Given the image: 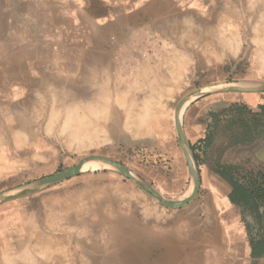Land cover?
Listing matches in <instances>:
<instances>
[{"label":"crops","instance_id":"0c3cea01","mask_svg":"<svg viewBox=\"0 0 264 264\" xmlns=\"http://www.w3.org/2000/svg\"><path fill=\"white\" fill-rule=\"evenodd\" d=\"M263 4V0H0L3 173L28 176L32 172L26 169L35 166L48 171L59 163L61 142L67 150L89 147V141L80 146L69 143L68 131L61 132L70 112L74 115L69 117L85 118L89 129L107 131L109 120L125 116L118 101L122 94L165 102L166 95L183 92L189 82L198 81L201 87L222 82L226 64L241 52L246 24L259 18ZM145 54L151 58H143ZM146 64L151 65L149 70ZM235 104L244 108L246 123L252 112H261L264 98L213 93L190 101L182 110L181 127L200 180L197 195L186 205L159 206L121 175H78L68 180L67 189L55 186L0 204V264L264 260L252 253L257 242L249 234L250 199L231 185L243 182L244 169L258 166L252 153L261 148L259 140L233 141L226 130L232 118L228 108ZM68 106L75 108L70 111ZM173 130H163L169 139L157 155L156 170H151L158 189L177 199L187 190L188 171Z\"/></svg>","mask_w":264,"mask_h":264},{"label":"rangeland","instance_id":"374dc122","mask_svg":"<svg viewBox=\"0 0 264 264\" xmlns=\"http://www.w3.org/2000/svg\"><path fill=\"white\" fill-rule=\"evenodd\" d=\"M249 25H253V22L251 23L249 22L248 25L246 24L247 36L241 40L242 41L241 52L235 57L231 58L226 64L225 71H224V74H225L224 80L222 82H217V83L212 82L211 84L209 83L207 86L228 85V84H234V85H239V86H252V85H256V84L264 82V58L262 59L261 54H260L261 49H259V48H262L264 50V44L261 42L262 40L260 39V37L258 38L256 36L258 35V32L253 31L252 26L250 28ZM194 82L195 84L193 85ZM198 83H199L198 81L189 82V85L187 86V88L183 89V92L178 93V94L170 93V95H166L167 97L165 98H168L169 101L152 102L150 114L148 116V119L146 120L147 122H145L143 125L144 128L142 129H136L134 125V120L130 117H127L126 112L128 109L131 108L132 104H128V103H126L125 105L123 104V108L125 110L123 112L125 113L124 114L125 116L123 118L124 120H115V119L109 120L107 131H105V129H102L101 130L102 133L101 132L100 134L98 133L99 137L98 138L95 137L93 142L88 148L83 149V150H67L63 147V143L61 142L59 163L57 166L49 168L48 171H45V170L41 171L40 168H38V166H35L29 169H26V171L33 173V174L30 173L28 176L25 173H21V174L5 173L4 174L3 172L5 171V167H3L2 165L4 162L3 157H2L3 152L0 151V193L13 191L16 188L27 185L43 177H46L50 174H53L60 169L69 167L75 164L80 158H82L85 155L100 154V155L107 156L115 161L122 163L131 172L137 175L143 182L151 186L161 196L167 199H172V198H168L167 197L168 195L163 194V191H160V189H158L153 173H152L153 171L151 169L153 168L156 170L155 167L157 166L155 165L157 164L155 163L159 164V161H158L159 158H157V155L161 153V150L165 145L164 144L165 140L169 139V135L167 134L162 135L164 129L168 131L170 128L174 129L173 132L175 134V139H176L178 147L180 148L178 144V138H177V134L175 130V125H174L173 115L175 111V106L183 97L201 88V86ZM142 88L143 90H141V93H143L146 87L142 86ZM228 92H233V94H237V95L249 94V93L261 94V97L264 98V91L263 92L228 91ZM140 96L141 97L139 98L144 99L142 97V94H140ZM145 98L147 97L145 96ZM0 115L2 116L1 113ZM1 122H3L2 117H0V123ZM131 122H133V124ZM147 124L148 126H150V128L146 126ZM228 128H229V125L226 127V130L231 133L233 141L243 142L246 144L253 143L255 136L264 134L263 126H252V127L247 126L248 131L245 134H242L244 131L241 128L240 129L234 128L233 130H228ZM157 131L159 132L161 131V135L156 134ZM100 139L102 140L104 139V140L102 141ZM259 141L258 143H260L261 148L258 152L255 151L252 153L253 156L257 155L255 156L257 160H255L254 158L253 161H256L258 166L264 169V158H263L264 137L259 139ZM157 169H161V168L159 167ZM169 169H171L170 166H168V170ZM78 175L107 176V175H121V174L111 167H102V168H95L93 170L88 169V168L82 169V172ZM124 178L128 179L126 177ZM68 180H71V179L68 178V179L62 180L60 182H57L53 185L47 186L45 188H42L36 192L30 193L27 195L1 201L0 204L11 201V200L23 198V197H29L37 193H40L42 191H45L47 189H51L52 187H55V186L61 187L62 185H64L65 188L67 189L66 184ZM130 181L133 184H135L136 188H138L141 192L149 196L134 181L132 180ZM87 182L88 181H86V183ZM187 185L188 186H187L186 192L190 188L189 173H188ZM199 189H200V186H199ZM185 193L183 194V196L185 195ZM150 198L151 200H154L152 197ZM154 201L156 202V200ZM156 204L159 206H162L158 204L157 202ZM167 208H172V207H167ZM256 209L257 208L255 206L251 207L250 214L252 216L253 223H252V230L249 231V234L251 233V238H253V240H256V242L260 240L264 242V223L262 222L263 218H262V214L261 215L255 214V212L257 211ZM259 227L261 228L258 229ZM261 258L263 259L264 255H262ZM252 264H264V260H261L260 262L259 260H253Z\"/></svg>","mask_w":264,"mask_h":264},{"label":"water","instance_id":"95a60500","mask_svg":"<svg viewBox=\"0 0 264 264\" xmlns=\"http://www.w3.org/2000/svg\"><path fill=\"white\" fill-rule=\"evenodd\" d=\"M228 91H236V92H263L264 91V82L252 85V86H239L234 84H228V85H211V86H205L201 87L197 90H195L193 93L183 97L175 106V112L176 117L179 114V110L188 100L186 105L203 95L207 94H213V93H222V92H228ZM185 105V106H186ZM184 106V107H185ZM181 117V116H180ZM180 120V119H179ZM178 125V120H177ZM177 138H178V144L180 146V149L185 157V161L187 163L188 173L190 176V185L193 180L194 182V190L193 193L181 200H169L163 196H161L159 193H157L151 186L143 182L137 175L134 174V176L131 174V172L125 165L122 163L115 161L107 156L100 155V154H89L87 156L82 157L78 162L75 164L60 169L57 172L50 174L46 177H43L37 181H34L32 183H29L27 185L21 186L19 188H16L13 191L0 193V202L5 201L11 198L27 195L33 192H36L42 188H45L47 186L53 185L57 182H60L62 180L77 176L82 172L81 170V164L85 161L89 160H96L100 162H107L111 164V168H114L116 171H118L122 176L129 178L133 180L138 186H140L150 197H152L156 202L162 206L165 207H178L182 205H186L189 201H191L198 193V189L200 186V180H199V174L198 170L196 168L193 156L190 152L189 145L186 142L182 127H181V120H180V127L175 126ZM188 149V150H187ZM264 158V155H263ZM131 172V173H130Z\"/></svg>","mask_w":264,"mask_h":264},{"label":"bare ground","instance_id":"6f19581e","mask_svg":"<svg viewBox=\"0 0 264 264\" xmlns=\"http://www.w3.org/2000/svg\"><path fill=\"white\" fill-rule=\"evenodd\" d=\"M263 3H264V0H263ZM259 11H260V14H259V18H257V20L256 21H254L253 22V25H251L252 26V28H253V31H255V32H258V35H256L258 38L260 37V39L262 40L261 42L264 44V4L262 5V6H260L259 7ZM177 12V11H176ZM167 14V13H166ZM186 16V15H185ZM161 18V17H160ZM182 19H183V17H182ZM188 19V18H187ZM195 20V19H194ZM163 21V20H162ZM180 21V20H179ZM197 22V21H196ZM191 23H192V20H191ZM194 23V22H193ZM128 24V23H127ZM151 26V25H150ZM194 26V25H193ZM176 28V27H175ZM197 28V27H196ZM192 29V28H191ZM164 30V29H163ZM191 32V31H190ZM194 32V31H193ZM200 32V31H199ZM232 33V32H231ZM146 34H148V33H146ZM191 34V33H190ZM196 34V33H195ZM194 34V35H195ZM233 34V33H232ZM142 36V35H141ZM157 36H159V35H157ZM196 36V35H195ZM234 36V35H233ZM187 37V36H186ZM171 38V37H170ZM215 38V37H214ZM111 39V38H110ZM174 40V39H173ZM179 40V39H178ZM181 40V39H180ZM192 40V39H191ZM185 41V40H184ZM162 44H163V42H162ZM172 44V43H171ZM235 44V43H234ZM169 45V44H168ZM117 46V45H116ZM166 46V45H165ZM235 46V45H234ZM175 48V47H174ZM99 49V48H98ZM155 49V48H154ZM157 49V48H156ZM168 49V48H167ZM234 49V48H233ZM259 49H261V57H262V59L264 58V50L262 49V48H259ZM132 50V49H131ZM112 51V50H111ZM158 51V50H157ZM126 52V51H125ZM156 52V51H155ZM169 52V51H168ZM167 52V53H168ZM173 52V51H172ZM178 53V52H177ZM165 55H166V53H164ZM98 55V54H97ZM120 55H121V53H120ZM119 55V56H120ZM125 55V54H124ZM126 55H127V53H126ZM129 55V54H128ZM140 55V54H139ZM161 55H162V53H161ZM171 56H172V54H170ZM179 55V54H178ZM174 56V55H173ZM257 56V55H256ZM148 57V56H147ZM147 57H146V54H145V56H143V58H145V59H147ZM166 57V56H165ZM179 57V56H178ZM177 57V58H178ZM101 58H102V56H101ZM142 58V59H143ZM149 58V57H148ZM151 58V57H150ZM149 58V59H150ZM153 58H154V55H153ZM156 58H158V60H159V58H160V54H159V56H156ZM103 59H104V57H103ZM141 59V61L143 62H145V60H142ZM261 59V60H262ZM101 60V59H100ZM153 60V59H152ZM140 61V60H139ZM140 61V62H141ZM166 61V60H165ZM108 62V61H107ZM152 62V61H151ZM103 63H104V61H103ZM111 63V62H110ZM146 63V62H145ZM125 64V63H124ZM142 64V63H141ZM151 64H153V62L151 63ZM110 65V64H109ZM123 65V64H122ZM147 65V64H146ZM157 65V64H156ZM162 65V64H161ZM160 65V66H161ZM113 66V65H112ZM121 66V65H120ZM131 66V65H130ZM142 66V65H141ZM149 66V64L147 65V67ZM151 66V65H150ZM150 66H149V68L147 69V70H149L150 69ZM159 65H158V67H159V69L161 68V69H163L162 68V66L160 67ZM81 67H83V66H81ZM108 67V66H107ZM152 67H153V65H152ZM152 67H151V69H152ZM158 67H155L156 68V74H157V68ZM100 68V67H99ZM129 68V67H128ZM132 68V67H131ZM140 68V67H139ZM142 68H144V67H142ZM83 69V68H82ZM133 69V68H132ZM90 70V72H91V70L92 69H89ZM102 70V69H101ZM166 70V69H165ZM104 71V70H103ZM143 71H145V68L143 69ZM164 71V70H163ZM162 71V72H163ZM133 72V71H132ZM141 72H142V70H141ZM161 72V71H160ZM166 72V71H165ZM83 73V72H82ZM89 73V72H88ZM93 73V72H92ZM96 73V72H95ZM125 73V72H124ZM147 73V72H146ZM151 73V72H150ZM154 72H152L151 73V75L153 74ZM156 74L154 73V75H155V77H154V75H153V79H156ZM159 74V73H158ZM110 75V74H109ZM144 75H145V72H144ZM146 75H149V73H147ZM165 75H166V73H165ZM168 75H169V73H168ZM167 75V76H168ZM82 76V75H81ZM92 76V75H91ZM90 76V77H91ZM150 76V75H149ZM93 77V76H92ZM107 77V76H106ZM118 77V76H117ZM158 77V76H157ZM165 77V76H164ZM169 77V76H168ZM168 77H167V79H168ZM106 79V78H105ZM119 79H121V78H119ZM148 79H149V77H148ZM153 79H149V81H153ZM77 80V79H76ZM102 80V79H101ZM164 80V79H163ZM87 81V80H86ZM93 81V80H92ZM105 82V81H104ZM114 82V81H113ZM157 82H159V81H157ZM160 84H161V86H162V81L160 80ZM58 83V82H57ZM106 83V82H105ZM131 83V82H130ZM150 83V82H149ZM76 84H78V83H76ZM116 84V83H115ZM136 85V84H135ZM141 85V84H140ZM149 85V84H148ZM156 85H157V83H156ZM55 86V85H54ZM59 86V85H58ZM76 86V85H75ZM79 86V85H78ZM101 86V85H100ZM165 86V85H164ZM168 86V85H167ZM67 87V86H66ZM65 87V88H66ZM70 87V86H69ZM80 87V86H79ZM83 87V86H82ZM88 87V86H87ZM90 87V86H89ZM145 87H146V85H145ZM160 87V86H159ZM59 88V87H58ZM68 88V87H67ZM86 88V87H85ZM118 88V87H117ZM157 88H158V86H157ZM165 88V87H164ZM78 89H80V88H78ZM94 89V88H93ZM126 89H127V87H126ZM125 89V90H126ZM139 89V88H138ZM167 89V88H166ZM169 89V88H168ZM82 90H84V89H82ZM87 90V89H86ZM141 90V89H140ZM140 90H139V92H140ZM145 90V89H144ZM165 90V89H164ZM163 90V91H164ZM59 91V90H58ZM85 91V90H84ZM107 91V90H106ZM158 91H160V90H158ZM71 92H73V91H71ZM127 92V91H126ZM65 93H66V91H65ZM69 93V95H71L72 96V94L70 93V91L68 92ZM80 93V92H79ZM83 93V92H82ZM87 93H88V91H87ZM90 93V92H89ZM91 93H93V92H91ZM97 93V92H96ZM99 93V92H98ZM124 93V92H123ZM128 93V92H127ZM133 93V92H132ZM160 93V92H159ZM109 94V93H108ZM117 94V93H116ZM122 94V93H121ZM50 95H53V94H50ZM56 95V94H55ZM61 95V94H60ZM68 95V94H67ZM66 95V96H67ZM85 95V94H84ZM131 94H122L121 95V97L119 98V97H117V98H119V102L121 103V105H125L127 102H129V101H127V99H133L134 100V102H132V106H131V108L130 109H128L127 110V116L128 117H130V118H132L133 120H134V125H135V128L136 129H142V128H144L143 127V125H144V123L145 122H147L146 120L148 119V116H149V114H150V111H151V104H152V101H151V99L150 98H144V99H142V98H139V95H136V93H134V94H132V96H130ZM158 95V94H157ZM49 96V95H48ZM57 96V95H56ZM55 96V97H56ZM65 96V97H66ZM71 96H69V97H71ZM74 96V95H73ZM116 96H118V94L116 95ZM61 97V99H62V95L60 96ZM88 97V96H87ZM98 97V96H97ZM101 97V96H100ZM165 97V96H164ZM64 98V97H63ZM67 99H68V97H66ZM65 98V99H66ZM75 99H77L76 97H74ZM73 99V98H72ZM79 99V98H78ZM88 99V98H87ZM90 99V98H89ZM104 99H106V98H104ZM136 99H138L137 101H136ZM56 100H58V102H59V100L60 99H56ZM80 100V99H79ZM109 100V99H108ZM61 101V100H60ZM64 102H65V100H64ZM75 102H77V101H75ZM74 102V103H75ZM79 102H81V101H79ZM90 102H91V100H90ZM188 102V100L186 101V102H184V104H182V106H181V108H180V110H179V114H178V116L176 117V112L174 111V125L176 126V128L177 127H180V120H181V112H182V110H183V108H184V106L186 105V103ZM55 103V102H54ZM62 103H63V101H62ZM82 103V102H81ZM120 103H118V104H120ZM59 104V103H58ZM57 104V102H56V105H58ZM67 104H70V103H68L67 102ZM71 104H73L72 102H71ZM77 104V103H76ZM134 104V105H133ZM48 105V104H47ZM61 105V104H60ZM59 105V106H60ZM66 105V104H65ZM94 105V104H93ZM92 105V106H93ZM90 106V105H89ZM106 106V105H105ZM44 107V106H43ZM46 107V106H45ZM55 107H57V106H55ZM63 107V106H62ZM65 107V106H64ZM69 107V106H68ZM75 108V106H72V107H69L70 108V111L72 110L71 108ZM77 107V106H76ZM103 107V106H102ZM154 107V106H153ZM93 108V107H92ZM94 108H96V107H94ZM106 108H107V106H106ZM64 109V108H63ZM88 109V108H87ZM99 109V108H98ZM66 110V109H65ZM94 110V109H93ZM96 110H97V108H96ZM68 111V110H67ZM74 111H75V109H74ZM64 112V111H63ZM91 112H92V110H91ZM62 113V112H61ZM66 113V112H65ZM71 113V112H70ZM67 114L66 115V117H68L65 121H64V123L62 122L61 124L63 125L62 126V130H61V132H65V131H68V135H67V137L69 138V143H74V142H76V143H79L78 145L80 146V143H82L83 144V142L84 141H89V142H93V140H94V138L95 137H99V134H100V132H96L95 130H91V129H89L88 128V124L86 123V121L84 120V119H81V118H83V117H81V118H79L78 119V116H76V119H74L73 117H69L68 115H74V114ZM156 113V112H155ZM154 113V114H155ZM39 114V113H38ZM123 114H125V113H123ZM75 115H76V113H75ZM31 116V115H30ZM80 117V116H79ZM153 117V116H152ZM35 118V117H34ZM59 118H60V116H59ZM64 118V117H63ZM180 119V120H179ZM124 120V119H123ZM130 120V119H129ZM177 120H178V125H177ZM33 121V120H32ZM95 121V120H94ZM132 121V120H131ZM34 122V121H33ZM96 122V121H95ZM22 123V122H21ZM36 123V122H35ZM34 123V124H35ZM58 123H59V120H58ZM132 124H133V122H131ZM37 124H39V123H37ZM130 124V123H129ZM36 125V124H35ZM37 126V125H36ZM43 126V125H42ZM61 126V125H60ZM124 126V125H123ZM128 126V125H127ZM146 126H148V124L146 125ZM97 127V126H96ZM125 127V126H124ZM134 127V126H133ZM149 128H150V126H148ZM129 128V127H128ZM59 129V128H58ZM94 129V128H93ZM35 130V129H34ZM144 130V129H143ZM59 131V130H58ZM139 131H141V130H139ZM151 131V130H150ZM49 132V131H48ZM99 133V134H98ZM102 133V132H101ZM128 133V132H127ZM64 134V133H63ZM98 134V135H97ZM137 136V135H136ZM138 137V136H137ZM98 140V139H97ZM100 140H102V139H100ZM104 140V139H103ZM102 140V141H103ZM100 142V141H99ZM89 144V143H88ZM87 144V145H88ZM71 145V144H70ZM86 145V146H87ZM90 145V144H89ZM68 146V145H67ZM84 146V145H83ZM81 147H82V145H81ZM76 148V147H75ZM87 148H88V146H87ZM83 150V149H82ZM188 150V149H187ZM85 156H87V155H85ZM184 156V155H183ZM84 157V156H83ZM81 159V158H80ZM79 159V160H80ZM184 159H185V157H184ZM4 161V160H3ZM78 162V161H77ZM109 166H111V164H109V163H107V162H100V161H96V160H89V161H85V162H83L82 164H81V170L82 169H86V168H88V169H91V170H93V169H95V168H102V167H109ZM114 169V168H113ZM188 169V168H187ZM131 173V172H130ZM133 176H134V173H131ZM129 179V178H128ZM131 180V179H130ZM133 181V180H132ZM194 188V182H193V180H192V182H191V185H190V188L188 189V191L185 193V195L183 196V197H181V198H178V199H169V200H181V199H184V198H186V197H188V196H190L192 193H193V189ZM138 202V201H137ZM156 205V204H155ZM211 209V208H210ZM146 210V209H145ZM181 213V212H180ZM150 214V213H149ZM148 214V215H149ZM189 215V214H188ZM183 216V215H182ZM187 216V215H186ZM193 216V215H192ZM191 216V217H192ZM151 217V216H150ZM163 219V218H162ZM188 220H190V219H188ZM103 221V220H102ZM146 221V220H145ZM149 221V220H148ZM190 223V222H189ZM195 223V222H194ZM196 223H197V221H196ZM113 226V225H112ZM96 227V226H95ZM211 227V226H210ZM92 228V227H91ZM160 228V227H159ZM206 228V227H205ZM212 228V227H211ZM208 233V232H207ZM211 233V232H210ZM212 234V233H211ZM110 235V234H109ZM111 237V236H110ZM111 239V238H110ZM60 241V240H59ZM109 242V241H108ZM105 243V242H104ZM172 247V246H171ZM36 249V248H35ZM37 250V249H36ZM64 250V249H63ZM16 254V253H15ZM17 257H18V255H17ZM19 259V258H18ZM25 264V263H24ZM95 264V263H94Z\"/></svg>","mask_w":264,"mask_h":264},{"label":"flooded vegetation","instance_id":"af4514ba","mask_svg":"<svg viewBox=\"0 0 264 264\" xmlns=\"http://www.w3.org/2000/svg\"><path fill=\"white\" fill-rule=\"evenodd\" d=\"M263 137L264 134L255 136L254 142L256 143ZM243 172V182L241 183L246 190V196L250 199V206L247 207L248 211L251 212V207L256 205L257 211H260L262 214V222L264 223V169L259 166H254L244 169Z\"/></svg>","mask_w":264,"mask_h":264},{"label":"trees","instance_id":"16d2710c","mask_svg":"<svg viewBox=\"0 0 264 264\" xmlns=\"http://www.w3.org/2000/svg\"><path fill=\"white\" fill-rule=\"evenodd\" d=\"M262 109L261 112H252V116L250 118V122H244L242 119V112L244 108H241V105L235 104L228 108V115H231L232 118L229 121V128L228 130H233L234 128L242 129L244 132L242 134H245L248 131L247 124L250 125L248 127L252 126H263L264 127V104L261 105ZM250 129V128H249ZM234 190H240L242 192V196H245V188L243 187L242 183L233 182L231 183ZM231 198L232 197L231 195ZM234 200V199H233ZM246 200V199H245ZM248 200V199H247ZM236 202V201H235ZM259 214V213H256ZM255 249V250H254ZM252 253L255 255H264V242L258 241L257 245H252Z\"/></svg>","mask_w":264,"mask_h":264}]
</instances>
